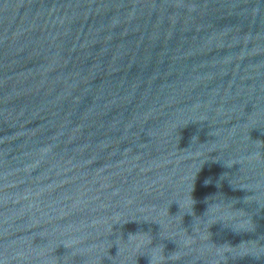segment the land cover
Listing matches in <instances>:
<instances>
[{
  "label": "water",
  "instance_id": "95a60500",
  "mask_svg": "<svg viewBox=\"0 0 264 264\" xmlns=\"http://www.w3.org/2000/svg\"><path fill=\"white\" fill-rule=\"evenodd\" d=\"M0 264H264V0H0Z\"/></svg>",
  "mask_w": 264,
  "mask_h": 264
}]
</instances>
